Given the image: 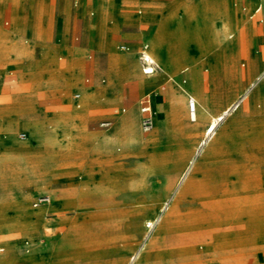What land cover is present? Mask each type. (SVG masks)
I'll use <instances>...</instances> for the list:
<instances>
[{"label": "rangeland", "instance_id": "obj_1", "mask_svg": "<svg viewBox=\"0 0 264 264\" xmlns=\"http://www.w3.org/2000/svg\"><path fill=\"white\" fill-rule=\"evenodd\" d=\"M98 2L99 0H89L83 9L84 0H81L80 9L83 10L77 14L78 20L86 19L89 21L92 31L91 40L93 38L94 43L81 49H78L80 45L77 44L78 46L74 49L80 52L78 54L73 51V48L57 47V52L62 51L64 55H56L55 67L52 66L33 73L26 85V91L29 94L35 92L54 94V106L46 111L47 115L54 111V117L58 116V120L52 127L53 131L57 129L60 114L67 113L73 108L76 110L77 117L87 124L88 130L99 134H106V132L99 130L96 124L102 119L112 117L115 109H125L124 113L119 114L122 120L126 119L132 109H136L139 113L138 123L141 130L140 100L145 95L142 92L144 89L152 91V87L136 85L137 73H133L132 66L135 62L140 63L139 75H143L141 72V68H143L141 53L146 50L143 48L144 45L150 47V40L144 35L140 27L129 24L126 19L127 17H140L146 14L167 13L165 8L172 7L173 9L170 8L171 11H176L185 30L189 26L187 13L182 6L180 7L181 3L175 4L173 3L174 0H108L110 9L107 13L100 11ZM74 4L75 0H70V10H74ZM229 4L233 7L232 1ZM91 12H95L94 16H91ZM236 12L248 25V30L245 34H239L237 38H231V40L237 39L242 47H247L250 52L259 55L262 50L258 43L260 33L258 27L262 23L256 22L255 18L249 19L242 7H239ZM53 20L54 9L50 14V21ZM27 45L30 46L31 42L28 41ZM119 45H127L129 50L119 51ZM2 50H4V46H0V58L4 54ZM89 50L92 51V59L90 60L87 53ZM174 50L176 51L177 47ZM175 53L178 55L177 52ZM234 56L242 61L241 51L236 55L234 52ZM29 58L32 57L29 56ZM228 60L224 66L217 67V69L213 68L211 72L210 85L214 88L212 87L209 96L213 98L211 105L214 114L234 102L243 88L242 78L234 75ZM86 61L92 64L91 69H88L85 64ZM177 65L174 74L180 68ZM120 66L124 67L125 70L119 71ZM202 68L203 70L207 69V64L202 65ZM184 70L200 76V73H196L189 66H184L182 72ZM241 70L244 74L245 67L242 66ZM180 71L172 76L177 81L176 83L171 80V77H168L167 80L163 79L164 93L161 95L162 104L157 112H166L165 124L161 128L155 126V130L150 134L141 132V137L145 143L141 148L137 145L113 144L108 146L106 150L100 151V158L104 161V172L109 177L94 183L101 185L105 192L98 198L92 199L95 206L90 209L74 211L72 205L69 204L68 206L67 203V208L64 209L67 212L59 220L61 229L58 235H54V210H51L45 217V226L37 243L29 244L25 248L30 250L29 255L35 253L37 256L22 264H112L114 261L123 264L124 260L126 261L125 264L129 263L130 254L135 251V248L148 234L144 227L146 222H154L157 219L160 214V207L168 198L163 196L166 175L175 173L178 165L183 163L185 152L197 149L204 141L202 135L207 122L200 121L197 126L189 127L176 121L170 110L171 91L180 92L181 89L177 83L184 79ZM125 76L129 77L128 81L124 79ZM262 78L254 82L249 91L260 87ZM102 79L105 80L103 84L101 83ZM88 80L89 82H87ZM186 81L185 88L191 90L192 79ZM204 81L205 86H208V72H204ZM88 87L97 94L105 90V106H93L86 109L82 102H79L80 109L73 107V92L78 91L81 94L82 90ZM151 98H154V94H151ZM168 101L169 110H166ZM188 102L189 99L186 101L187 105ZM244 105L228 116L220 124L216 136L202 147L201 156L198 159L201 168H215L222 159L217 155H211L216 149L231 143L245 142L246 155L248 157L259 156L257 159L260 162L251 165L248 168L249 172L264 178V124L258 125L262 121L264 122V112L257 105L258 110L250 113ZM156 116V110H154L155 125L158 121ZM187 121L189 124H195L192 117H189ZM117 126L118 121H116L113 131L116 130ZM251 131L253 133H250ZM258 141L261 143L260 146L254 143H258ZM251 142L252 144H250ZM210 151L211 153H209ZM53 152L54 175H57L59 174L56 163L58 155L56 150ZM48 175V182L50 183L53 181V176L49 171ZM196 179H203L202 171L197 172ZM69 182L66 176L61 181L62 184L73 188L74 186L69 185ZM226 183V181L217 179V184L220 187ZM175 195L172 204L178 203ZM251 195L253 196V194H249V196ZM36 196L31 198V204ZM253 197L257 198L259 195ZM261 197L263 198L261 202H263L264 192ZM75 198V201L78 202V195L70 194L68 196V199ZM260 200L258 199L253 203L258 207ZM243 204L244 206L231 207L224 211L225 213L219 212L218 219L213 224H205L200 234L202 238L213 236L212 239L215 243L230 242L231 238L232 241H237V236L240 235L241 238L238 239L241 241L235 245L236 248L231 252L223 255L212 252L203 253L202 244L197 239V229L187 231L175 227L165 235L159 249L152 254V264H170V259H176L177 256L170 254V249L177 246L178 242H181L180 240L193 249L192 253L185 259L186 264H231L232 262L235 264H264V241H248L250 235L257 234L256 230H249L245 226L239 232L231 233L233 224L242 221L250 210L248 205ZM42 209H38L37 212L39 213ZM195 209L196 206L194 205L183 204L180 208L182 221L186 220L185 223H187L189 221L187 219L191 217L190 213H194ZM205 212L208 214L207 211ZM42 218V220L31 224L33 225L32 229H35L37 224L44 225V217ZM54 242L57 245L55 256L53 254ZM0 248H4L0 257L5 256L7 254L6 246L0 244Z\"/></svg>", "mask_w": 264, "mask_h": 264}, {"label": "crops", "instance_id": "obj_2", "mask_svg": "<svg viewBox=\"0 0 264 264\" xmlns=\"http://www.w3.org/2000/svg\"><path fill=\"white\" fill-rule=\"evenodd\" d=\"M230 1H232L233 7L230 6ZM261 1L174 0L173 3L175 4L177 2L181 3L180 7L182 6L188 15L189 26L186 30L176 11H171L170 8L172 7L165 8L167 13L158 15L146 14L132 18L127 17L126 20L129 24L140 27L144 35L149 38L150 47L143 46L146 50H152L153 45L157 42L154 36L158 34H162L164 40L168 42L166 45L169 49L171 46L177 47L179 53L177 66L180 68L175 74H178L180 70L182 72L184 66L193 68L201 76L195 87L196 93L204 91L209 96L212 91L210 85L212 69L224 66L227 59L225 45L216 40V34L219 32L218 25L223 22L233 31H237L238 34H245V31L248 30V25L236 12L239 7H242L249 19L255 18L256 22L262 23L258 27L260 29L258 43L261 50H263L264 13H260V8H255ZM69 2L70 0H0V46H4L7 49V54L0 58V244L7 248V254L0 257V264H22L26 260L37 256L35 253L29 255L30 250L25 248L29 244L37 243L45 226V217L51 210H54V220L59 224V220L67 212L60 207L61 204L68 203V206L69 204L70 206L72 205L74 211L90 209L95 206L92 199L98 198L99 195L105 192L82 191L79 198H77L78 202L75 201L76 198L64 199L65 201H62L56 197L54 198V194L53 196L47 194L54 192V190L63 189L65 184L59 183L54 185V152L49 150L48 146L44 147L40 140L34 137L31 132V127L39 126L43 128V133L47 137H52V127H54V123L58 120V116L54 117V111L50 115L46 114V111L54 106L53 93L35 92L29 94L26 91V85L33 73L52 66L55 67L56 55H64L62 51L57 52V47L67 46L74 49L79 44L78 49H81L88 44L94 43L93 38L91 40L92 31L89 21L77 19V14L84 9L89 0H84L82 10L80 9L81 0H75L74 10H70ZM98 6H100L99 9L102 13H107L110 9L108 0H99ZM53 9L54 20L50 21V14L53 12ZM94 14L95 12H91V16H94ZM23 40L25 41L24 43L22 42ZM28 41L31 42L30 46L27 45ZM121 46H126L127 50H121ZM238 49L233 50L231 59L235 66L239 65L241 67L246 64V54L242 46ZM118 50L122 52L128 51L129 47L127 45H119ZM239 51L242 52V61L234 56V52L236 55ZM66 52L68 53V51ZM78 52V50L75 51L76 54ZM75 53L73 52V54ZM87 53L89 60L92 59V51L89 50ZM29 56L32 58L30 59ZM254 56L256 63L259 65L256 72L259 73L255 72L254 74L253 72L251 73L252 76L245 70L244 74H242V70L240 72L243 76L241 77L242 84H244L240 97L244 100L250 94H257L258 96V93L263 89L264 53L262 51L259 55L254 54ZM85 64L88 69L92 68L90 62L86 61ZM204 64L208 66L205 70L202 68ZM119 68V71L125 70L122 66ZM132 68L133 73L137 72L140 69L139 63L135 62ZM204 72H208V86H205ZM175 74L171 71L163 70L153 79L152 91L144 89L142 92L145 95L141 100L145 97L150 99L153 114L154 110H156L157 119H163L166 116V112H157V109L162 104L161 95L164 93V89L162 88L163 79ZM181 74L184 79L182 82L177 83L180 89L186 85V80L193 78V74L189 71H184ZM143 75L149 76L152 74L147 75L143 73ZM260 78H262L261 86L249 91L253 83ZM171 80L173 81L174 79ZM243 80L246 83H243ZM173 82L176 83L177 81L174 80ZM101 83H105V80L102 79ZM151 94H154V98H151ZM73 100V107L77 109L81 108L79 102H82L86 109L93 106L102 107L105 106V90L98 92V94L91 91L89 87L83 89L81 94L78 91H74ZM166 110H169V101L166 104ZM124 112L125 109H115L112 117L98 121L96 124L97 128L106 132V134L90 132L87 124L77 117L74 108L62 114L65 116L64 119L66 118V121H63L66 123L67 130L72 135L73 145V148L70 149L72 154L67 160V163L70 165H68L69 168L67 166L68 175L74 177L75 182L79 185L94 183L95 181L97 182L100 179L104 180L109 177L104 172V161L100 158L101 142L105 141L107 132L112 131L111 129L114 128L117 119L121 117L120 113ZM141 118L142 114L140 112V125ZM105 121L112 122L110 129L100 127V124ZM142 133L150 134L143 131ZM250 133L253 132L251 131ZM14 134L17 135V139L12 140L10 136H14ZM21 134H25L26 137L21 138ZM28 137L32 139L30 143L22 141ZM254 143L257 146L261 144L259 141L258 143ZM258 157L255 155L247 156L251 163H260L257 159ZM33 164H38L42 168L44 167V170L49 171L53 176V181L49 184L37 183L35 186L27 185L28 176L26 175V168ZM251 179L262 184V192L250 191V194L257 193L261 195L264 192V178L251 174ZM35 195L37 196L31 204L30 200ZM40 196H49L50 202L35 207L34 202ZM79 199H81L80 202ZM40 208L44 209L38 213L37 211ZM42 217H44L43 226L42 224H37L35 229L28 228L33 222L42 220ZM262 217H264V211L248 214L242 220L243 223L240 221L233 224L231 233L239 232L246 226L249 230L257 231L256 235L248 237L249 242H263L264 218ZM238 238H241V236H237V241H232V238L230 240L233 249L241 241ZM3 252L4 248H0V253ZM53 254L54 256L57 254L55 242ZM125 262L124 260L123 263L125 264Z\"/></svg>", "mask_w": 264, "mask_h": 264}, {"label": "bare ground", "instance_id": "obj_3", "mask_svg": "<svg viewBox=\"0 0 264 264\" xmlns=\"http://www.w3.org/2000/svg\"><path fill=\"white\" fill-rule=\"evenodd\" d=\"M256 8H260V13H264V1L262 0V2H260ZM102 9L104 10V8ZM218 26H219V32L216 34V40L225 45L227 50L226 60L229 59L228 62L231 66V69L233 70L234 75L241 78L243 77L240 74L242 66L241 67H239V65L235 66L232 63L233 60L231 59L232 56L231 53H233V50L235 51L239 47H241L237 39L231 40V38L232 39L237 38L239 34L237 33V31H233L230 27L226 26V24L223 22L220 23ZM154 37L157 40L156 44L153 45L151 51L147 49L143 51V54H144V59H146L149 63L155 64L157 66V70L154 71L152 75L143 76V75H139V69H138L136 72L137 86L148 85L152 87L153 86L152 79H154L155 76H157V74L161 73L163 70L171 71L174 73V69L178 64L179 53L177 50L176 51L174 50L175 47L171 46L169 49L168 46L166 45L168 44V42L164 40L162 34H158ZM244 49L246 54V64L244 63L245 71L248 72L249 74L253 72L255 74V72L258 70L257 66L259 65L256 63L254 53L250 52L247 47H245ZM2 51L4 52L2 56L7 54L6 48H4V50ZM174 51L177 52L178 55ZM262 51L264 53V47ZM139 68H140V63H139ZM214 69H217V67H214ZM143 70L144 68H141L142 73H144ZM168 77H171V79H175L172 78V75H169L165 77V80H167ZM124 79L128 81L129 77L125 76ZM199 80H200V76L194 73L192 78V88H190L191 90L185 88L184 85V87L180 90V92H175L174 90L171 91L170 110L176 121H178L179 123L180 122L184 123L186 126L189 127L197 126L200 121L207 122V125L204 128L202 135L204 141L199 145L197 149L195 150L191 149L185 152L183 157V163L178 165L175 173L166 175L167 179H166V186L163 196H167L168 198L163 202V205L160 207V211H159L160 214L157 217V219L154 222L152 221L146 222L144 227L147 230L148 234L145 236L144 240L135 248V251L132 250L133 253H131L128 258L129 259L128 264H152L151 261L152 254L159 249L161 243L165 239V235L175 227H178L181 230L185 229L187 231L197 229L198 232L196 235H197V239L199 240V243L202 244L201 246L203 248L202 251L203 253L212 252L214 254H220V255L227 254L231 252L233 249L231 242L226 241L225 243L222 242L215 243V241L212 239L213 236L208 238H202L200 234L203 229V226L205 224H209V225L213 224L218 219L219 212L222 213L227 209L235 206H244L243 203H245L246 206L248 205L250 207V210L249 212L246 213V216H248V214L250 213L264 211V207H263L264 201L261 202L263 200L261 195H259V197L257 198L253 197L257 195V193L253 194V196L251 195L253 198L249 196L250 191H261L262 184L256 180L251 179V173L249 172L248 168L251 165L256 164L258 162L251 163L250 160L247 158L246 155L247 147L245 145L246 144L245 142L238 144L231 143L229 145H225L221 148L216 149L212 153L210 151L209 153H211V155H217L218 157L222 158L217 163L215 168H210V167L201 168L200 163H198L199 156H201L200 152L202 151V147L205 146L216 136L220 124L228 116H230L232 113L237 111L241 106H243V104H245L244 106L246 107V109L249 110L250 113L256 112L258 110L256 108L257 105H259V109L262 110V112H264V84L262 91L260 93L257 92L259 94L258 96L257 94L256 95L250 94L244 100L243 98L240 97L243 91L242 89L239 94V97L234 102H232L231 104L220 110L217 114H214L211 105L213 98L211 96H208L204 92L196 93L195 91V87L198 84ZM243 83H246V81H244ZM187 99H189V101L190 99H192L194 102H196L197 104L196 113L191 114L189 108V102L188 105L186 104ZM64 117L65 116L60 114V120L57 129L53 131L52 137H47L43 133L42 127L39 126L31 127V132L33 133V136L37 137V139L40 140L41 144L44 145V147L48 146L49 150L57 151L58 158L56 163L59 169V174L54 175V185L61 183L63 178L66 176L70 181L69 185L74 186L73 188H70L64 185L63 189L54 190V192H49L47 194H50L51 196H53L54 194V198L56 197L63 201L64 199H68V196L70 194H76L78 195L79 198V195L82 191L91 190L99 193L104 192V189L101 188V185H97L92 182L89 184L79 185L78 183L75 182L74 177L68 175L69 171L67 169V166L69 164L67 163V160L68 158H70V155L72 154L70 152V149L73 148L72 147L73 145H72V135L70 131L67 130L66 123L63 121L66 119V118L64 119ZM138 117H139L138 111L136 109H132L130 114H128V116L126 117V119L122 120L121 118H119L117 120L118 126L117 128L115 127L116 130L113 131V129H111L112 131L107 132L105 141L101 142V151L106 150L108 146L113 144H117V145L123 144L130 146L137 145L140 146V148L143 147L145 143L141 137L142 131L140 130L139 127ZM189 117L193 118L195 124L188 123L187 120L189 119ZM165 120L166 118L158 119L157 124L155 125L154 123L153 130H155V126L161 128L165 124ZM262 123L264 122L262 121L261 124ZM16 137H17L16 134H14V136L13 135L10 136L12 140L16 139ZM31 140H32L31 137H28L27 139L22 141L25 143H30ZM255 149L257 150L258 147ZM43 168L38 164L27 166L26 168V175L28 176L27 185L35 186L37 183L49 184L48 171L44 170ZM198 171H202V175H203L202 180L196 179V175ZM217 179L226 181L227 183L220 187V185L218 186L217 184ZM174 195L178 199L177 204H172V199ZM258 199L261 200L259 201L260 203H258L260 206L257 207L252 202ZM80 201L81 199H79V202ZM185 203L196 206L194 213L192 214L190 213L191 217L187 219L189 220L187 221V223H185L186 220L182 221V213L180 210L181 206ZM66 204L67 203H63L61 204L60 207L62 209H65L67 208ZM205 211H207L208 214H206ZM221 217L223 218V216ZM54 226H55L54 235H58L61 228L55 220H54ZM28 228H33V225L28 226ZM180 241L181 242H178L177 246L170 249V254L177 256L176 259L172 258L169 260L170 264H186L187 262H185V259L188 258L187 256L190 255L193 251V249L183 244L184 242L182 240ZM112 264H120V263L118 261H114ZM231 264H235V263L232 262Z\"/></svg>", "mask_w": 264, "mask_h": 264}, {"label": "built area", "instance_id": "obj_4", "mask_svg": "<svg viewBox=\"0 0 264 264\" xmlns=\"http://www.w3.org/2000/svg\"><path fill=\"white\" fill-rule=\"evenodd\" d=\"M120 49L121 50H127V47L121 46ZM144 49H146V48H144ZM141 55H142L141 61L143 64L144 73L147 75L153 74L154 71L157 70V66L155 64L149 63L146 59H144L143 51H142ZM189 108H190L191 114H194L196 112V102H194L192 99H190V101H189ZM140 112L142 114L141 129L144 133H150L154 129V114H153V110L151 108L150 99L148 97H145L141 100ZM100 127L104 128V129H110L112 127V122L111 121L102 122L100 124ZM20 137L25 138L26 135L21 134ZM48 202H50L49 196H40L35 200L34 206L37 207V206H40V205L48 203Z\"/></svg>", "mask_w": 264, "mask_h": 264}]
</instances>
